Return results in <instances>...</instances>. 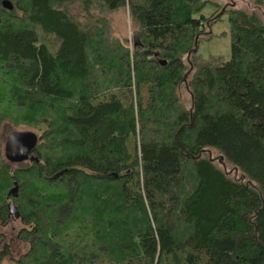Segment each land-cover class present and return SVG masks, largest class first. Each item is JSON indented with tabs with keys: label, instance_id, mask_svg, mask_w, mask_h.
I'll use <instances>...</instances> for the list:
<instances>
[{
	"label": "trees",
	"instance_id": "16d2710c",
	"mask_svg": "<svg viewBox=\"0 0 264 264\" xmlns=\"http://www.w3.org/2000/svg\"><path fill=\"white\" fill-rule=\"evenodd\" d=\"M3 1L0 129L44 126L30 164H0L30 243L14 263L264 264V21L224 4L232 56L197 62L211 0Z\"/></svg>",
	"mask_w": 264,
	"mask_h": 264
},
{
	"label": "rangeland",
	"instance_id": "374dc122",
	"mask_svg": "<svg viewBox=\"0 0 264 264\" xmlns=\"http://www.w3.org/2000/svg\"><path fill=\"white\" fill-rule=\"evenodd\" d=\"M224 4H228L229 6L232 4L237 8L244 9L249 13H256L264 21V4L258 3V0H211V2L203 9V14L206 16H211L217 12V14L220 16V19L213 23L210 28H207V32L205 31L203 37L200 38L198 44V56L197 54L194 56V60L197 62H208L213 59L219 60V58L227 61L232 56V24L228 14H224L223 12L224 7L222 8V6ZM72 11H74L76 17L85 22L87 18L82 16L80 3L77 2L76 6L72 8ZM97 12L98 10H93L94 15H96ZM108 18L112 21L115 34L129 46L133 53L136 48L135 45L138 42L139 31L130 23L128 9L125 10V8H123L115 12H110L108 13ZM184 60L187 62L188 59L186 56L184 57ZM187 65L189 66V64ZM179 94L183 104L187 107H190V94L185 83L180 85ZM43 128L44 126L34 127L27 124L15 125L11 122H4L0 129V140L3 144V155L0 156V164L1 162L6 161L10 163L13 168L30 164L31 159H26L21 162L10 161L5 154L6 140L9 134L13 131H33L39 136L42 133ZM137 140L139 141V136H137ZM235 175L239 176L237 173H235L234 176ZM23 227L24 224L19 217L17 208L13 213L10 211L7 221L1 217L0 209V234L3 237L0 242V253L3 250L8 249L10 252L9 256L13 258L5 259L4 262L6 264H15L14 259H19L29 250L30 243L26 242L19 236Z\"/></svg>",
	"mask_w": 264,
	"mask_h": 264
},
{
	"label": "water",
	"instance_id": "95a60500",
	"mask_svg": "<svg viewBox=\"0 0 264 264\" xmlns=\"http://www.w3.org/2000/svg\"><path fill=\"white\" fill-rule=\"evenodd\" d=\"M3 4L9 9H13V5L9 0H4ZM39 136L33 131H13L9 134L5 143V154L12 162H21L26 159H32L30 153L37 145ZM18 185L11 190L10 194H17ZM10 211L15 212V203L11 201L9 204Z\"/></svg>",
	"mask_w": 264,
	"mask_h": 264
}]
</instances>
